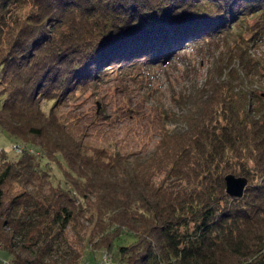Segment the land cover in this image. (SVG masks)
<instances>
[{
	"label": "trees",
	"instance_id": "16d2710c",
	"mask_svg": "<svg viewBox=\"0 0 264 264\" xmlns=\"http://www.w3.org/2000/svg\"><path fill=\"white\" fill-rule=\"evenodd\" d=\"M248 15L263 27L264 0H0V133L24 143L0 150V264H78L83 244L117 264H264V93L246 75L207 77L146 157L58 115L104 70L153 66ZM227 173L248 179L242 196Z\"/></svg>",
	"mask_w": 264,
	"mask_h": 264
},
{
	"label": "rangeland",
	"instance_id": "374dc122",
	"mask_svg": "<svg viewBox=\"0 0 264 264\" xmlns=\"http://www.w3.org/2000/svg\"><path fill=\"white\" fill-rule=\"evenodd\" d=\"M29 8L25 5L11 12L9 28L1 30V38L6 39L18 28ZM237 19L218 35L185 41L179 50L163 58V63L157 58L153 66L142 60L129 67L104 70L97 82L75 91L59 107L58 115L65 120L76 119L87 130L90 144L131 158L148 156L161 134L186 126L184 102L207 77L223 73L226 78L232 69V74L247 76L239 81L242 86L250 85L264 93V22L263 27L256 26L258 16L254 15ZM18 142L14 145L0 133V150L9 155L24 145ZM91 248L93 252L86 244L80 247L78 264H117V254L111 259L104 249ZM2 253L0 263L8 261Z\"/></svg>",
	"mask_w": 264,
	"mask_h": 264
},
{
	"label": "water",
	"instance_id": "95a60500",
	"mask_svg": "<svg viewBox=\"0 0 264 264\" xmlns=\"http://www.w3.org/2000/svg\"><path fill=\"white\" fill-rule=\"evenodd\" d=\"M225 193L231 197L242 196L248 179L242 175L227 173L223 177Z\"/></svg>",
	"mask_w": 264,
	"mask_h": 264
}]
</instances>
